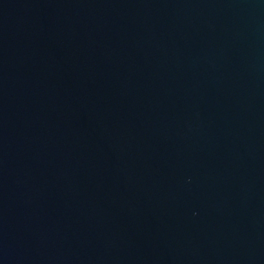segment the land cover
<instances>
[{"label":"water","instance_id":"1","mask_svg":"<svg viewBox=\"0 0 264 264\" xmlns=\"http://www.w3.org/2000/svg\"><path fill=\"white\" fill-rule=\"evenodd\" d=\"M0 264H264V0H0Z\"/></svg>","mask_w":264,"mask_h":264}]
</instances>
